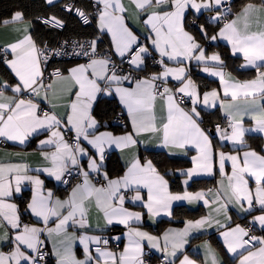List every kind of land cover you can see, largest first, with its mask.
Here are the masks:
<instances>
[{
    "label": "snow or ice",
    "instance_id": "6c2138e0",
    "mask_svg": "<svg viewBox=\"0 0 264 264\" xmlns=\"http://www.w3.org/2000/svg\"><path fill=\"white\" fill-rule=\"evenodd\" d=\"M90 7L61 6L93 27L83 40L56 39L68 23L56 14L27 19L18 10L0 20L14 33L0 40L8 75L0 77V143L37 141L33 153L0 156V264H151L157 254L159 264H264V235L254 234L264 232V149L246 138L264 137V0L238 12L231 0H90ZM220 40L253 78L224 70L221 53L208 51ZM193 64L219 87L202 91ZM216 109L223 123L209 127L205 116ZM112 120L119 131L108 130ZM157 149L190 166L162 170ZM114 153L123 162L117 175L108 168ZM217 174L214 187L190 190ZM201 203L207 214L183 227L145 230ZM233 210L247 226L233 223ZM212 228L223 252L206 241L203 259L186 254L190 236Z\"/></svg>",
    "mask_w": 264,
    "mask_h": 264
},
{
    "label": "trees",
    "instance_id": "16d2710c",
    "mask_svg": "<svg viewBox=\"0 0 264 264\" xmlns=\"http://www.w3.org/2000/svg\"><path fill=\"white\" fill-rule=\"evenodd\" d=\"M66 0H61L57 3L56 7H48L44 4V0H0V20H3L5 18H9L15 11H23L25 14V17L27 19H32L35 16L38 15H51L56 14L61 18H67L68 23L66 29L63 31L64 36H72L77 37L80 39L83 38H90L89 34L93 32V27H82L77 19L73 16L68 18L67 14L61 11V6L63 2ZM77 2L80 5H83L87 9H91L90 7V0H77ZM250 2V0H234L232 5V11L238 12L240 8L245 5L246 3ZM254 2H259V0H254ZM90 7V8H89ZM216 29L213 27L209 30V34H213ZM52 34L45 33V38L51 37ZM209 51H216L221 53L222 58L225 61L226 67H228L230 70H232L236 75H238L240 78H247L252 77L255 74L254 70H244L240 68V65L243 63L242 59L233 57L230 54V49L226 44H223L221 42H214L213 46L208 49ZM158 67L154 68V71H158ZM0 73L8 79V75L4 70H0ZM196 77V80L201 82L202 77L198 74H194ZM212 85H217L216 82L210 81L208 85L205 87H210ZM103 107V106H102ZM113 113H109V116L105 117L108 119H112ZM206 121H210L211 123L208 124L209 127H212L215 123H223L222 115L219 111H215L210 115L205 116ZM115 124L116 121L112 120V126ZM214 131V129H213ZM160 153L159 155H156L155 158L157 160H163L164 163L160 165L161 169L164 168H180L189 165L188 161L185 159H178V160H169L162 151H156ZM155 155V154H153ZM116 164H119V159L116 156L111 157V161L109 162V166H114ZM112 173L114 172V175L119 174L122 171V167H114L111 168ZM215 178L211 179H198L196 183L192 185V189H197L199 187H210L214 184ZM174 190H179L180 188L177 185L173 186ZM204 212L203 208H200L199 210L191 211L188 210L186 207L181 206L177 207L175 210L176 216H181L182 218L185 217H197L198 215L202 214ZM27 218V217H26ZM172 221L164 220L160 225L159 229H162L165 227L168 223ZM258 231V228L256 229V232ZM200 238V237H198ZM197 238V239H198ZM211 239L213 243L223 252V247L220 242V240L215 237L214 235L211 236ZM196 239H194L195 241ZM153 260V259H152ZM159 260V259H158ZM51 261V260H50ZM230 264H232V261L229 258Z\"/></svg>",
    "mask_w": 264,
    "mask_h": 264
},
{
    "label": "crops",
    "instance_id": "0c3cea01",
    "mask_svg": "<svg viewBox=\"0 0 264 264\" xmlns=\"http://www.w3.org/2000/svg\"><path fill=\"white\" fill-rule=\"evenodd\" d=\"M61 0H58V2H60ZM256 3H259V2H256ZM244 6V5H243ZM242 6V7H243ZM241 7V8H242ZM90 8V7H89ZM240 8V9H241ZM19 26V25H17ZM14 35V33L12 32L11 30V27L9 28H4L2 26H0V40H9L12 38V36ZM217 42H221L223 44H226L225 41L223 40H220V41H217ZM227 45V44H226ZM228 46V45H227ZM229 47V46H228ZM209 51V50H208ZM209 52H214V51H209ZM216 52V51H215ZM226 72H230L234 77L240 79V80H245V79H251L255 76H252V77H247V78H240L238 75H236L232 70H230L228 67H225L224 69ZM244 70H252V69H244ZM159 71V69H158ZM194 74H198L202 77V81L199 82L196 80V77ZM0 77L4 78V79H7L6 77H4L1 73H0ZM192 77L193 79L200 85L201 87V90L202 91H207V90H210L212 88H218L219 87V82H218V79L215 78V77H212L210 76L209 74L207 73H204L203 71H201L199 68H197L195 66V64H193L192 66ZM212 81V82H216L217 85H212V86H208V87H205L206 85L209 84V82ZM14 82V81H12ZM215 111H219V109H216ZM214 111V112H215ZM221 113V112H220ZM222 115V114H221ZM105 120H110L108 118H105ZM117 123V122H116ZM246 124L247 125H251V121H246ZM103 130V129H102ZM108 130H112V131H119V127L115 126V124L113 126H111ZM247 140H248V143L252 146V148L256 149L257 151H261V149H264V137H261L260 135L258 134H249L247 135ZM36 147H37V141L36 140H33L30 144L26 145V146H20V145H13L11 142H8L6 144H3V143H0V156H6L7 154H14V153H17V152H21V153H33L35 152L36 150ZM225 151H231V146L228 145L225 147L224 149ZM156 151H162L160 149H157ZM163 152V151H162ZM144 155H148V153H144ZM112 156H116L118 158V154H113ZM119 159V158H118ZM181 159H184V158H181ZM28 162L33 164L34 166H38V156L37 155H29L28 158H27ZM186 160V159H185ZM118 167V166H121L122 169H123V162L119 159V164H116L114 166H109L108 165V168L110 170V174L111 175H114V172L112 173V170L111 168H114V167ZM190 166L187 165V166H184V167H188ZM43 178V177H42ZM211 178H215L214 180V184L210 187H199L197 189H190L191 191H197V190H200V189H207V188H212L216 185V181L219 179V175L217 174L215 177H212V176H205V177H201L199 179H211ZM198 180V179H197ZM47 183V186L49 188H53V190L56 192L57 195L59 196H63L65 194L64 192V187L62 185L60 186H57L55 184L54 181H51V180H48L46 181ZM174 190V189H173ZM180 190V189H179ZM174 191H178V190H174ZM29 195V193H25V196L27 197ZM131 206V205H129ZM184 207H186L188 210H191V211H195V210H199L200 208H203L204 209V212L200 215H198L197 217H185V218H182L181 216H176V219L175 221H172L170 223H168L165 227H163L162 229H159V225L164 221V220H168L166 217L165 218H161L157 223L155 224H151V223H146L145 224V230L147 231H150L152 232L153 234H159L160 232H162L164 229L168 228V227H177V228H180V227H183V223L182 221L185 220V219H197L201 216H204L207 214V211L208 209L203 206V204H192V205H183ZM136 210H140V209H136ZM255 214H259V213H253V215ZM231 215L233 217V223H240L242 226H247V220L243 219L241 215H238L236 213L235 210H233L231 212ZM26 221L29 219V218H25ZM248 219H251V217H248ZM169 221V220H168ZM116 232H121L123 231L122 228H117L115 230ZM256 235H264V232H261L259 229L258 231L255 233ZM214 235L215 237H217L221 244H222V238L219 236V233L218 231L215 229V228H212V229H207V230H202L200 232H195L192 234V236H190L189 238V244L186 246V254H188L191 258L193 259H197V260H201L203 259V256H204V248L202 247V245L207 241L213 248L217 249L218 251L222 252L212 241L211 239V236ZM200 237V238H198ZM198 238V239H197ZM194 239H196L194 241ZM6 250V249H5ZM153 260L151 261V264H159V260H158V254L157 256H154L152 258ZM231 260V258H230ZM50 264H54V259H52L50 261ZM178 264V262H177Z\"/></svg>",
    "mask_w": 264,
    "mask_h": 264
},
{
    "label": "built area",
    "instance_id": "2783aa9c",
    "mask_svg": "<svg viewBox=\"0 0 264 264\" xmlns=\"http://www.w3.org/2000/svg\"><path fill=\"white\" fill-rule=\"evenodd\" d=\"M68 2H74V3H76V5H77V7H84L83 5H80L78 2H77V0H66L65 2H63V4H65V3H68ZM233 2H234V0H231V7H232V5H233ZM62 4V5H63ZM85 8V10L86 11H91V9H87L86 7H84ZM72 38V39H80V38H77V37H72V36H64L63 35V32H61L57 37H56V39H65V38ZM46 39H51V37H49V38H46ZM83 39H86V38H83ZM83 39H80V40H83ZM63 186V185H62ZM63 187H65V186H63ZM256 233V230H255V232H254V234Z\"/></svg>",
    "mask_w": 264,
    "mask_h": 264
}]
</instances>
